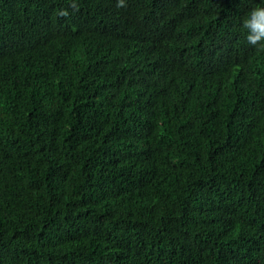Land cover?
I'll return each mask as SVG.
<instances>
[{
	"label": "trees",
	"instance_id": "trees-1",
	"mask_svg": "<svg viewBox=\"0 0 264 264\" xmlns=\"http://www.w3.org/2000/svg\"><path fill=\"white\" fill-rule=\"evenodd\" d=\"M261 2L0 0V264H264Z\"/></svg>",
	"mask_w": 264,
	"mask_h": 264
},
{
	"label": "clouds",
	"instance_id": "clouds-1",
	"mask_svg": "<svg viewBox=\"0 0 264 264\" xmlns=\"http://www.w3.org/2000/svg\"><path fill=\"white\" fill-rule=\"evenodd\" d=\"M125 0H118L117 7H125ZM61 15L67 16V12ZM247 43L253 47L264 49V0L253 7L243 20Z\"/></svg>",
	"mask_w": 264,
	"mask_h": 264
}]
</instances>
